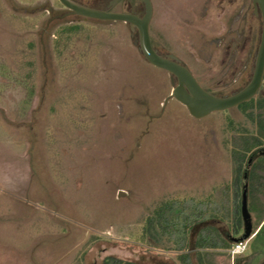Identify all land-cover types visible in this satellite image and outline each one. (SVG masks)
Listing matches in <instances>:
<instances>
[{
	"label": "rangeland",
	"instance_id": "1",
	"mask_svg": "<svg viewBox=\"0 0 264 264\" xmlns=\"http://www.w3.org/2000/svg\"><path fill=\"white\" fill-rule=\"evenodd\" d=\"M151 2L160 54L216 96L249 84L262 33L252 0ZM113 11L145 8L122 0ZM65 12L58 0H0V264H182L177 244L149 236V219L166 202L180 210L222 200L233 136L258 135V118L243 111L250 101L202 120L176 100L164 106L171 76L144 59L129 25L54 18ZM199 229L188 234L192 264ZM213 254L214 264H257L264 229L238 258Z\"/></svg>",
	"mask_w": 264,
	"mask_h": 264
},
{
	"label": "trees",
	"instance_id": "2",
	"mask_svg": "<svg viewBox=\"0 0 264 264\" xmlns=\"http://www.w3.org/2000/svg\"><path fill=\"white\" fill-rule=\"evenodd\" d=\"M106 4L109 0H105ZM94 8H101L96 5ZM247 109L243 111L247 117L256 123L259 134L234 135L232 139V181L222 188L224 195L218 203L197 202L194 207L184 206L177 210L174 202H166L157 208L154 216L148 221L147 233L156 241L168 238L174 242L176 252L180 253L182 264H192L191 256L186 253L190 247L188 234L199 227L194 249L197 251L198 264H214L213 252L227 251L231 249V241L209 221L227 222L230 233L233 236L240 234L244 228L243 201L246 193L248 200V212H257L258 225L264 221V154L257 156L264 147V123L261 114H255V110L264 112V100L252 99ZM246 106V104H245ZM244 108V107H241ZM260 120V121H259ZM249 162H251L249 164ZM259 205L254 206V203ZM251 203V204H250ZM249 205L251 207H249ZM253 208L254 211H251ZM258 208L261 210L259 211ZM264 227L260 230L259 236ZM103 264H137L116 257H108Z\"/></svg>",
	"mask_w": 264,
	"mask_h": 264
},
{
	"label": "water",
	"instance_id": "3",
	"mask_svg": "<svg viewBox=\"0 0 264 264\" xmlns=\"http://www.w3.org/2000/svg\"><path fill=\"white\" fill-rule=\"evenodd\" d=\"M69 10L67 16H79L97 21L122 22L129 25L132 33H137L138 50L144 59L155 68L166 71L171 76L173 87L170 100H176L183 105L195 120H202L217 112H226L256 98L264 83V0H252L255 15L262 18V33L259 48L255 58L253 75L249 84L238 92L219 97L205 90L192 72L174 55L163 56L153 46L150 36V23L153 18L151 0H140L144 4L143 16L134 13H116L112 9L122 0H112L105 10L90 7L74 0H58ZM243 215L247 225V235L240 241L249 239L251 235L250 215L247 210L246 193L243 201ZM237 240L236 242H238Z\"/></svg>",
	"mask_w": 264,
	"mask_h": 264
},
{
	"label": "crops",
	"instance_id": "4",
	"mask_svg": "<svg viewBox=\"0 0 264 264\" xmlns=\"http://www.w3.org/2000/svg\"><path fill=\"white\" fill-rule=\"evenodd\" d=\"M251 162H249L250 164ZM247 210H248V200H247ZM250 215V223H251V235L249 237V243H248V248H247V252H248V249H249V246H250V243L256 238L258 237L257 234L260 233V230L264 227V222L261 223V225L255 229L254 231V228H253V219H252V216L251 214L249 213ZM214 226V225H213ZM216 227V226H215ZM217 228V227H216ZM220 230V229H219ZM247 225H246V222H245V219H244V228L241 230L240 234L237 235V236H233L231 233H230V230L227 228V232L225 233V235H227V237L231 238V243H236L237 240H241L243 239L246 235H247ZM231 250V249H230ZM230 250H229V253H230ZM231 255V254H230ZM241 255H237V256H233L232 258L235 259V258H238L240 257ZM264 260V256L259 260V262L257 264H260L262 261Z\"/></svg>",
	"mask_w": 264,
	"mask_h": 264
},
{
	"label": "built area",
	"instance_id": "5",
	"mask_svg": "<svg viewBox=\"0 0 264 264\" xmlns=\"http://www.w3.org/2000/svg\"><path fill=\"white\" fill-rule=\"evenodd\" d=\"M248 243L249 239L234 243L230 250V254L232 256H237L245 253L248 248Z\"/></svg>",
	"mask_w": 264,
	"mask_h": 264
},
{
	"label": "flooded vegetation",
	"instance_id": "6",
	"mask_svg": "<svg viewBox=\"0 0 264 264\" xmlns=\"http://www.w3.org/2000/svg\"><path fill=\"white\" fill-rule=\"evenodd\" d=\"M74 1H75V0H74ZM111 1H112V0H109V2H108L103 8H99V9H103V10H105ZM76 2H77V1H76ZM79 3H80V2H79ZM119 3H120V2H119ZM81 4H82V3H81ZM112 11H113V9H112ZM113 12H114V11H113ZM67 14H69V10L66 9V12H65V14H64L63 16H56V17H54V18H55V19H63V18H65V17H67ZM137 14H139L140 16H143L141 13H137ZM163 56H167V55H163ZM260 154H264V151H263V150H260V151L258 152L257 156L260 155ZM263 222H264V221H263ZM263 225H264V224H263ZM229 240H231L230 237H229ZM260 264H264V260H263Z\"/></svg>",
	"mask_w": 264,
	"mask_h": 264
}]
</instances>
